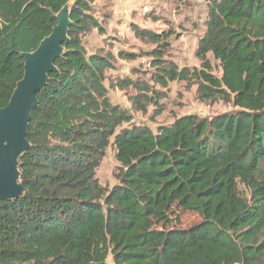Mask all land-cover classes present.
<instances>
[{"label": "trees", "instance_id": "1", "mask_svg": "<svg viewBox=\"0 0 264 264\" xmlns=\"http://www.w3.org/2000/svg\"><path fill=\"white\" fill-rule=\"evenodd\" d=\"M95 1L0 0V109L23 77V54L72 2L68 40L36 95L18 161L23 193L0 202V264H264V0L210 1L196 51L202 69L192 74L164 59L169 36L131 25L153 45L143 53L149 78L111 87L134 90V107L158 106L156 86L194 78L200 96L234 108L181 116L155 133L110 102L111 55L81 46V35L103 34L110 19ZM209 54L220 77L209 73ZM111 139L119 170L107 189L95 171ZM187 213L197 221L182 227Z\"/></svg>", "mask_w": 264, "mask_h": 264}, {"label": "rangeland", "instance_id": "2", "mask_svg": "<svg viewBox=\"0 0 264 264\" xmlns=\"http://www.w3.org/2000/svg\"><path fill=\"white\" fill-rule=\"evenodd\" d=\"M211 0H96L95 13H105L110 19L101 22L102 33L91 29L80 36V43L87 55L110 54L114 68L105 71V86L112 104L126 110L132 121L139 126L149 128L155 133L158 126L168 125L175 118L193 115L198 118H212L234 110L231 103L218 98H205L198 93V83L194 78L187 81L170 82L165 88L156 86L160 92L158 106L147 105L144 111L138 110L129 101L136 93L132 89L121 90L111 87L116 79L129 76L139 81H148V60L143 55L153 48L152 44L141 42L131 31V25L152 30L169 36L164 59L172 61L179 69H187L190 74L202 69L196 57L198 41L203 35ZM72 2L67 5L70 9ZM99 10V11H97ZM101 21V20H99ZM133 53V61L118 58V53ZM140 55V56H139ZM207 61L209 73L221 76L217 61L209 54ZM126 125H122L123 128ZM120 127V128H121ZM118 128L116 132L119 131ZM95 171V177L101 187L111 189L117 184L116 175L119 164L115 150L111 145ZM239 189L246 195L242 186ZM182 227L197 221V217L185 214L181 217Z\"/></svg>", "mask_w": 264, "mask_h": 264}, {"label": "water", "instance_id": "3", "mask_svg": "<svg viewBox=\"0 0 264 264\" xmlns=\"http://www.w3.org/2000/svg\"><path fill=\"white\" fill-rule=\"evenodd\" d=\"M69 9L58 13L57 24L32 53L23 54L24 74L6 107L0 109V202L17 199L23 188L19 183L18 161L29 149L26 139L36 98L46 85L54 63L68 40Z\"/></svg>", "mask_w": 264, "mask_h": 264}]
</instances>
